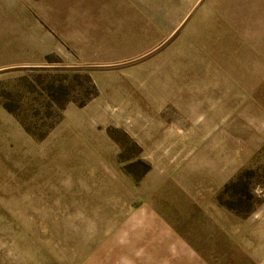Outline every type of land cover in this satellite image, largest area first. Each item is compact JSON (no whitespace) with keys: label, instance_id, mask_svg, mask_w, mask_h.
<instances>
[{"label":"rangeland","instance_id":"1","mask_svg":"<svg viewBox=\"0 0 264 264\" xmlns=\"http://www.w3.org/2000/svg\"><path fill=\"white\" fill-rule=\"evenodd\" d=\"M254 213L264 0H0V264H110L148 228L216 259Z\"/></svg>","mask_w":264,"mask_h":264},{"label":"crops","instance_id":"2","mask_svg":"<svg viewBox=\"0 0 264 264\" xmlns=\"http://www.w3.org/2000/svg\"><path fill=\"white\" fill-rule=\"evenodd\" d=\"M2 36H4V32ZM209 216L213 220V213ZM251 216L253 218L252 223L245 224L243 228L228 229L227 237L229 239L222 235L225 230L214 231L212 229L194 232L193 237L195 240L198 237L196 233L221 232V236L226 241H233L238 247H235V250L228 253V255L223 253L221 256H217L216 259L207 257L197 248L196 242L188 239L192 234L188 236L183 233L186 230L148 228L144 231L146 234H143L142 238L138 235L131 238L132 242L129 243L132 245L131 248L129 244L125 248L123 246L113 247L116 250L112 251L110 264H264V213H254ZM146 238L150 239L146 240ZM171 245L172 248H170ZM123 248L127 251L123 252ZM254 250L259 251L260 254L256 256L252 252ZM114 253H116V257ZM119 254H125L126 257L123 258Z\"/></svg>","mask_w":264,"mask_h":264}]
</instances>
